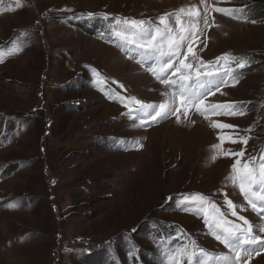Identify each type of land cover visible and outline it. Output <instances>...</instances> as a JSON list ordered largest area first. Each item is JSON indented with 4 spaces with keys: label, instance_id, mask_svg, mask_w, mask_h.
Listing matches in <instances>:
<instances>
[{
    "label": "rangeland",
    "instance_id": "rangeland-1",
    "mask_svg": "<svg viewBox=\"0 0 264 264\" xmlns=\"http://www.w3.org/2000/svg\"><path fill=\"white\" fill-rule=\"evenodd\" d=\"M205 3L242 11L236 19L210 11L212 26L194 52L214 62L213 71L225 54L250 61L243 69L232 63L237 82L229 79L205 103H235L244 114L205 119L192 109L181 123L169 116L141 127L119 97L159 104L166 89L124 57L115 21L155 23L192 5L203 15L200 0H0V264H107L112 250L127 264L133 247L144 263L166 264L165 250L185 241L228 254L202 215L180 209L181 194L209 197L243 226L227 196L264 240V221L226 181L236 157L211 159L221 131L250 137L247 145H223L244 149L242 159L264 154V117H254L256 108L264 112V0ZM15 43L22 51L8 55ZM210 121L237 129H213ZM249 264H264V251Z\"/></svg>",
    "mask_w": 264,
    "mask_h": 264
},
{
    "label": "snow or ice",
    "instance_id": "snow-or-ice-1",
    "mask_svg": "<svg viewBox=\"0 0 264 264\" xmlns=\"http://www.w3.org/2000/svg\"><path fill=\"white\" fill-rule=\"evenodd\" d=\"M200 3L204 5L203 15L197 10L196 5H192L188 8L181 7L173 13H165L159 16L155 23L128 18L123 20L117 18L115 21L113 37L118 41L117 46L129 54L130 58H134L131 53L140 55L143 59L138 62L166 89L162 93L165 99L159 104L145 103L135 97H119L122 105L128 109L126 115L132 120H138L141 127L167 119L169 116H175L176 122L181 123V116L188 119L192 109L205 119L209 118V114L221 116L244 114L237 109L235 103H205V98L219 92L221 86H227L229 79L233 85L237 82L235 69L230 67L232 63H235L236 68L243 69L250 61L247 58L225 54L216 58L217 67L213 71L214 62H205L194 52L199 35L204 29L212 26L208 19L210 11L236 19L239 18L236 13L242 9L214 8L205 3V0H200ZM17 4L19 5V0ZM172 17L175 18V27L170 22ZM201 19L203 27L200 25ZM20 51L22 45L15 43L7 54L13 55ZM3 55V51L0 50V62ZM219 61L225 62L223 71L220 70ZM100 83L104 81L101 80ZM210 127L221 130L237 129L235 125L218 121H210ZM249 139L250 137L240 136L237 131L228 133L221 131L217 134L219 143L212 145L214 154L211 159L215 161L218 156L236 157L226 181L238 189L244 201L264 221V154L242 159L245 156L244 149L233 152L223 147L226 142L247 145ZM136 147L142 148L143 145L137 144ZM167 199L171 201L173 197ZM177 203L183 211L191 209L193 214L202 215L206 227L229 253L217 256L199 249L194 241H185L174 249L165 250L166 264H185V261L187 264H249L254 252L259 255L264 251V240L253 234V225L245 217L237 216V206L227 199V196L226 206L231 210L232 216L243 221V226L225 219L224 213L216 203L203 194H181ZM12 206L14 205H9ZM259 231L264 232V223L259 226Z\"/></svg>",
    "mask_w": 264,
    "mask_h": 264
},
{
    "label": "trees",
    "instance_id": "trees-1",
    "mask_svg": "<svg viewBox=\"0 0 264 264\" xmlns=\"http://www.w3.org/2000/svg\"><path fill=\"white\" fill-rule=\"evenodd\" d=\"M257 116H258V119L264 117V112H263L262 110H260L259 108H256V109L254 110V117L256 118ZM3 175H4V171L2 172L1 177H2ZM112 252L115 254V252H114L113 250H112ZM106 259H109V257L106 258ZM107 264H115V261H108Z\"/></svg>",
    "mask_w": 264,
    "mask_h": 264
},
{
    "label": "bare ground",
    "instance_id": "bare-ground-1",
    "mask_svg": "<svg viewBox=\"0 0 264 264\" xmlns=\"http://www.w3.org/2000/svg\"><path fill=\"white\" fill-rule=\"evenodd\" d=\"M203 135H204V134H202V133H198V134H197V136H198L199 138H201Z\"/></svg>",
    "mask_w": 264,
    "mask_h": 264
}]
</instances>
